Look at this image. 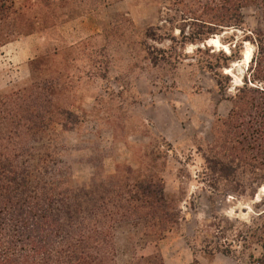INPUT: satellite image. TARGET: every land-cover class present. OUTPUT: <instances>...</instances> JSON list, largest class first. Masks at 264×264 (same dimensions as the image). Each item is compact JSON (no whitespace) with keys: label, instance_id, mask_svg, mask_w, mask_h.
I'll list each match as a JSON object with an SVG mask.
<instances>
[{"label":"trees","instance_id":"obj_1","mask_svg":"<svg viewBox=\"0 0 264 264\" xmlns=\"http://www.w3.org/2000/svg\"><path fill=\"white\" fill-rule=\"evenodd\" d=\"M166 1L160 23L142 30L140 45L145 59L152 66H176L188 54L185 46L198 44L193 50L201 55L196 63L214 78L218 101L231 103L225 117L213 112L212 139L202 149L203 167L197 177L210 190V203L228 192L254 200L256 194L264 192V0ZM73 3L0 0V47L105 5L104 0ZM250 6L257 8L259 16L256 27L249 30L244 27L242 10ZM116 16L131 23L124 13ZM229 29H239L241 35L220 36ZM216 35L228 43V52H216L204 43ZM162 40L170 42L167 48L150 43ZM244 42L253 45V53L242 83L227 94L232 77L223 68L231 60L242 58ZM45 53V58L52 60L62 50ZM43 62V55L34 56L28 63L29 83L0 94V264H163L157 242L182 217L176 199L164 190L159 164L172 144L162 135L153 138L146 133L150 141L134 157L136 168L117 166L110 177L90 185L60 189L34 181L24 165V143L58 123L56 100L65 87L54 70L39 76ZM50 63L53 65V60ZM254 208L258 209L256 216L240 222L241 229L234 236L243 243L245 250L241 252L247 251L249 264H264V195L254 202ZM225 212L230 215L227 209ZM121 226L138 230L141 236L135 232L127 236L129 258L119 262L115 239ZM209 227L212 233L206 236L211 239L205 241L201 253L208 259L216 253L236 258L233 238L228 244L218 241L227 229L235 227L234 222L215 214ZM139 242L154 243L156 248L139 254L135 249ZM252 244L260 247L257 255L251 250Z\"/></svg>","mask_w":264,"mask_h":264},{"label":"rangeland","instance_id":"obj_2","mask_svg":"<svg viewBox=\"0 0 264 264\" xmlns=\"http://www.w3.org/2000/svg\"><path fill=\"white\" fill-rule=\"evenodd\" d=\"M79 1L73 0V4L78 5ZM104 1L103 7L109 4L105 15L102 14V8H95L99 34L68 44L60 40L57 26L62 23H59L42 32L46 36L44 48L30 55L31 59L36 55H43L45 62L40 69V77L45 76L49 69L54 70L65 87L56 100L58 109L55 121L58 123L49 130L38 133L34 140L30 138L25 141L24 165L31 171L34 181H45L60 189L100 182L114 174L116 167L120 165L136 168L134 157L143 152V146L150 141L145 134H151L153 138L160 136L151 130L148 121L142 120L140 94L144 95L142 100H146V105L152 102L148 100L152 97L146 93L147 90L150 95L160 92L159 98L163 97V102L170 103L181 114L182 137L175 143L166 139L172 144V150L159 164L164 190L176 199L182 217L157 242V248L154 243L139 242L135 247L136 252L147 254L156 248L164 264L160 248L162 247L168 262L170 256L165 239L177 236L185 241L196 258L201 256L210 260L200 249L206 240L211 239L206 233H212L209 223L213 215L217 214L233 221L235 225L234 228L227 229L225 236L218 238V241L228 244L233 238L235 242L232 243L236 245V258L216 253L226 257L225 261L219 260L217 264H249L246 259L247 251L241 252L245 250L243 243L234 235L241 229L240 222H247L256 216L258 209L254 208V202L264 192L256 194L254 200L228 192L227 196H217L214 203H210V190L197 177L203 167L202 149L205 150L206 144L212 139L210 125L214 120L213 112L225 117L231 103L228 100L218 101L214 78L196 63L201 55L193 53V50L198 44L188 43L184 49L187 56L179 59L176 66L163 63L152 66L145 59V52L140 45L142 30L160 23L159 18L165 16L166 0H119V5H113L118 0ZM80 7L82 8L81 5ZM117 13H124L131 19V23L114 17ZM242 13L245 29L255 28L259 16L257 8L246 7ZM174 32L176 34L177 30ZM241 32L239 29H229L220 36L235 33V37H239ZM220 36H217L219 46L211 48L216 52L220 49L228 52L229 45L221 41ZM246 42L240 52L242 58L231 60L223 68V72L232 77L227 94H232L235 86L242 83L248 45L251 44ZM150 43L158 48H167L170 44L168 40ZM11 46L7 44L0 48V94L20 89L30 81L28 63L31 59L21 62L11 58ZM251 47L254 49L253 45ZM53 49L62 50V53L53 57L51 65L52 60L44 55ZM91 51V56L86 57ZM24 73L28 74L27 77ZM158 105L160 122L164 112ZM162 118L167 124V118ZM244 208L246 212H243ZM226 209L230 215L225 212ZM221 225H225V222L221 221ZM137 231L129 230L128 226L117 229L115 240L119 262L129 258L126 250L127 236L132 232L141 236ZM251 248L257 255L260 247L252 244ZM188 264L199 262L193 258Z\"/></svg>","mask_w":264,"mask_h":264},{"label":"crops","instance_id":"obj_3","mask_svg":"<svg viewBox=\"0 0 264 264\" xmlns=\"http://www.w3.org/2000/svg\"><path fill=\"white\" fill-rule=\"evenodd\" d=\"M121 1H116L113 5H119ZM109 4L106 7L102 8V14L105 15L107 13ZM119 10V9H118ZM97 12L88 9L84 12H82L79 16L70 19L59 26H57L58 32L61 36L60 40L68 43V44H75L79 41L84 40L86 37H89L91 35L97 34L99 32V24L97 21ZM46 42V36L45 33H32L30 35L24 36L20 39H15L11 42L6 43L5 45L1 46L4 47L7 44H11L13 53L10 54L11 58H16L19 61H29L28 59H31L32 52H37L38 49H43ZM0 47V48H1ZM27 73H24V76L27 77ZM149 94V97H152V99H148L149 102L152 100L151 103L144 104L145 101L142 100V97L144 96L142 93L141 95V102H142V113H143V121L149 122L151 126V130L154 133H158L162 136H164L166 139L172 141L173 143L177 142L183 134V128L180 124L181 122V114L179 110H174L173 105L167 102H163V97L159 98L160 92L157 94L150 95L149 90L147 92ZM163 110L164 114H161L160 122L159 116L157 113V110L159 108ZM160 115V113H159ZM167 118V124H165L163 121V116ZM193 127V126H192ZM166 249L169 253L170 258L168 259V262L165 260V255L162 250V247L160 248L164 264H188L190 263L193 258L197 259L199 264H217L219 260L225 261L224 255L215 254L213 255L210 260L204 259L201 256L196 258V255H194L190 249L189 246L181 239V237H166Z\"/></svg>","mask_w":264,"mask_h":264},{"label":"bare ground","instance_id":"obj_4","mask_svg":"<svg viewBox=\"0 0 264 264\" xmlns=\"http://www.w3.org/2000/svg\"><path fill=\"white\" fill-rule=\"evenodd\" d=\"M219 43L220 42H219V39H218L217 35L216 36H213V37H211V38H209L207 40V44L210 45V46H212V47L219 46ZM248 46H249V48H248V54H247V57H246L245 62H248V60H250V58L252 56V53H253V48L250 45H248ZM260 190H262V189L260 188Z\"/></svg>","mask_w":264,"mask_h":264},{"label":"water","instance_id":"obj_5","mask_svg":"<svg viewBox=\"0 0 264 264\" xmlns=\"http://www.w3.org/2000/svg\"><path fill=\"white\" fill-rule=\"evenodd\" d=\"M204 43L208 46V44H207V40H205ZM204 43H201L200 46H204ZM243 212H246V208L243 209Z\"/></svg>","mask_w":264,"mask_h":264}]
</instances>
